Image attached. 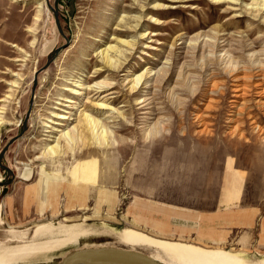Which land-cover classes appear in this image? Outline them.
<instances>
[{
  "label": "rangeland",
  "instance_id": "374dc122",
  "mask_svg": "<svg viewBox=\"0 0 264 264\" xmlns=\"http://www.w3.org/2000/svg\"><path fill=\"white\" fill-rule=\"evenodd\" d=\"M234 1L0 0V244L57 233L34 236L39 224L88 230L6 264L97 245L161 256L121 241L126 228L239 254L219 264H264V14ZM122 40L134 48L114 70L99 55ZM147 69L131 94L126 75ZM101 81L121 112L105 119L116 145L58 141L55 115L106 117L101 93H74Z\"/></svg>",
  "mask_w": 264,
  "mask_h": 264
},
{
  "label": "bare ground",
  "instance_id": "6f19581e",
  "mask_svg": "<svg viewBox=\"0 0 264 264\" xmlns=\"http://www.w3.org/2000/svg\"><path fill=\"white\" fill-rule=\"evenodd\" d=\"M136 1L139 2L141 0H136ZM223 2L237 3V1H234V0H219V3H223ZM253 3L254 4H252V6L250 5L251 6L249 8L250 11L254 14L256 13L257 15L264 14V0H255L253 1ZM145 8L146 6L144 4H141V7H138V9L141 11L142 9L144 10ZM153 8H154V11L155 9H157L158 11L159 9H163L164 7L161 4V5H155ZM147 10H150V9H147ZM153 20H154V24L157 26H160L163 24L162 21L159 20L158 18H154ZM139 25L140 24H138L137 27ZM137 27H134V29ZM127 31L129 30H124L121 32L125 33ZM149 35H151V33L144 32L141 34V39H144L146 37L148 38ZM120 43L124 47H126V49L119 50L115 48V46H112V47L102 50L99 55L101 60L104 61V63H106L107 65L112 66L114 70H118L122 68V66L124 65L123 60H127L128 56H130L129 55L130 50L134 48L135 42L133 43L129 40H122V42ZM100 70H101L100 72L102 73L103 72L102 69ZM149 74H150V71L149 69H147L143 73L135 77H132L130 74L126 75L123 81L124 87L131 94L133 95L137 94L138 88L140 87V85L146 84L148 82L147 81L145 83ZM113 85L114 83L110 81L109 82L101 81L98 83H94V85L88 86V87H85V84H82L80 85L82 87V88L80 87L81 89L74 90V93L77 96H82L84 94L83 90L85 92L86 90L90 92H96V94L101 93V99L99 100L98 103H96V107L100 110L107 111V115L106 117H104V119H100L88 112H85V109L80 110L79 115H76V117H73V114L70 116L63 115V114L55 115V118L58 119V122L56 123L57 124L61 123L60 126L63 127V129H59L58 131L60 133V136L58 137V141L65 140V142L68 145H72V144L79 145V143H83L84 145L87 142L84 136L90 135L93 139V144L95 145L102 146L105 148L116 145L113 129L112 127H109L110 122H105V119L118 118L119 117L118 115L121 113L119 112L118 109L113 108L109 104H107L108 100H110L109 96L115 93L111 91L107 93V91L111 90L114 87ZM141 103L142 101H140V103L138 104H141ZM69 122L70 124H68ZM50 149L52 152L55 150V148L53 150V147ZM1 221L2 219L0 216V222ZM58 223H60V225L57 226L56 228L51 224H39L36 227V230H34L35 233L33 234L34 236L37 234L39 235L40 233H44V232H48V233H52L53 231L57 232L56 234L53 233L54 235L51 234V238H48L46 240H31L30 242H26V243H17L15 246H11V247H7L6 244H0V264H6L9 262L20 260L24 257L32 256L35 253L49 251L52 248L60 246V244L64 242L74 240L79 234H83L88 231L83 226V223L82 224H65L63 221H60ZM11 231L14 234L19 233L18 235L25 234L24 232H21V231L17 232L16 229L14 231L13 230ZM119 238L121 239V241H123L125 244L131 247L143 246L144 248H148L149 250H155L158 254L160 253L162 256L161 257V256L156 255L157 256L156 258L160 259V261L164 264H219L220 260L225 257H228V256L238 257L239 256V254L233 255V252L231 251L208 250L206 248L196 246L193 244L159 239V238L150 236L149 234H146L143 231L132 229V228H126L120 231ZM9 240H12V239H9ZM223 264H226V263H223ZM228 264H231V263H228Z\"/></svg>",
  "mask_w": 264,
  "mask_h": 264
},
{
  "label": "water",
  "instance_id": "95a60500",
  "mask_svg": "<svg viewBox=\"0 0 264 264\" xmlns=\"http://www.w3.org/2000/svg\"><path fill=\"white\" fill-rule=\"evenodd\" d=\"M59 264H164L135 248L97 245L69 251Z\"/></svg>",
  "mask_w": 264,
  "mask_h": 264
}]
</instances>
